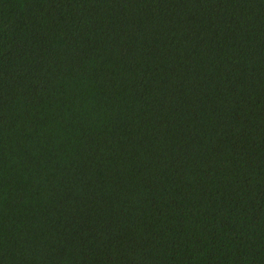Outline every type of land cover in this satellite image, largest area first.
<instances>
[{
    "label": "trees",
    "instance_id": "trees-1",
    "mask_svg": "<svg viewBox=\"0 0 264 264\" xmlns=\"http://www.w3.org/2000/svg\"><path fill=\"white\" fill-rule=\"evenodd\" d=\"M0 264H264V0H0Z\"/></svg>",
    "mask_w": 264,
    "mask_h": 264
}]
</instances>
